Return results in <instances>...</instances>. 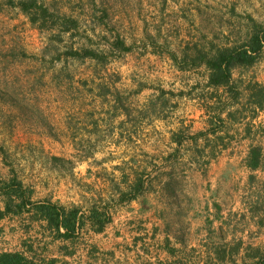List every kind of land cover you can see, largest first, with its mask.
I'll return each instance as SVG.
<instances>
[{"label": "rangeland", "instance_id": "1", "mask_svg": "<svg viewBox=\"0 0 264 264\" xmlns=\"http://www.w3.org/2000/svg\"><path fill=\"white\" fill-rule=\"evenodd\" d=\"M31 1L38 8L19 6ZM255 26L264 0H0V255L258 260L264 50L233 70L229 90L207 88L196 61L244 45ZM48 204L77 210L74 237L50 227L38 209ZM215 216L231 241L209 234ZM104 241H147L148 257L131 244L119 262Z\"/></svg>", "mask_w": 264, "mask_h": 264}, {"label": "trees", "instance_id": "2", "mask_svg": "<svg viewBox=\"0 0 264 264\" xmlns=\"http://www.w3.org/2000/svg\"><path fill=\"white\" fill-rule=\"evenodd\" d=\"M19 6L23 11H29L31 8L36 7L35 2L31 1L28 4L19 2ZM42 12V17L48 16L46 10L39 8ZM44 20V18H42ZM120 46H123V43H119ZM264 50V28L255 26L253 27L250 36L246 43L240 47H223L215 49L214 51L202 52L197 51L196 61L197 66L201 64L204 65L208 72L207 77V88L221 89L228 88L230 89L232 82V72L235 68L238 67H250L257 60L261 51ZM92 56V55H89ZM256 149L252 151L253 156L250 162L252 169L258 167L259 157L256 154ZM129 199H135V195L127 194ZM125 197L123 196V199ZM41 214L46 218L47 223L52 229L59 234L60 237L70 238L74 237L80 225H76V216L77 210H71L65 212L64 209L59 208L57 205H41L38 207ZM109 220L101 221L96 225V228L93 229L94 232L100 233L104 230V227ZM64 229V233H61L60 230ZM258 253V251H257ZM259 255L258 260L252 263L244 264H264V253ZM0 264H38L33 259L27 258L21 253H2L0 255ZM46 264H56L55 261H50Z\"/></svg>", "mask_w": 264, "mask_h": 264}, {"label": "crops", "instance_id": "3", "mask_svg": "<svg viewBox=\"0 0 264 264\" xmlns=\"http://www.w3.org/2000/svg\"><path fill=\"white\" fill-rule=\"evenodd\" d=\"M248 168L250 169V171L251 170L257 171L256 168L252 169L250 166ZM207 210L211 212V209L206 208L205 211H207ZM214 213H216V210ZM209 225H210V228L214 229V230H209L210 235H218L221 237L220 239H223V241H231L229 234L231 233L232 229H231V226L227 224V221H224V218L216 217L213 222L210 221ZM102 232H100V233H102ZM147 241H104L103 245L105 247H103V248H104V251H106V252L108 250H111L112 252H114L113 255H116V257L120 256V259H119V262H120V261H123V259L127 258V254L125 253V252H127V251H125V246L128 245L130 247V254H129V256H130L131 254L136 253L134 250L138 251L137 248L132 247L133 249H131V244H133V245L143 244L141 252L143 253L144 257L147 258L148 257V251L147 250H148V247L150 245L149 243H147ZM209 242L211 243V241H209ZM65 243L67 245L70 244V242L68 243V241H66ZM113 246H114V248H113ZM217 249H218V247L214 246V250H217ZM86 257L84 259V256H83L81 263H76V264H91L89 257L87 255H86ZM74 258H75L74 254H72V253L67 254L66 253L65 258H64L66 261H63V262L59 261L56 256H53L51 259L48 258V259H41L40 261H36V260H34V261H36V263H38V264H46L50 261H55L56 264H70L69 262L74 260ZM29 259H32V258H29ZM98 262H99L98 259L95 258V259H93L92 264H96V263L98 264ZM147 263L148 262H146V264ZM130 264H132V263H130Z\"/></svg>", "mask_w": 264, "mask_h": 264}]
</instances>
